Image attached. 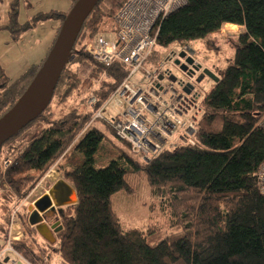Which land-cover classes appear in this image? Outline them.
Segmentation results:
<instances>
[{
	"label": "trees",
	"instance_id": "trees-1",
	"mask_svg": "<svg viewBox=\"0 0 264 264\" xmlns=\"http://www.w3.org/2000/svg\"><path fill=\"white\" fill-rule=\"evenodd\" d=\"M124 1L95 3L47 106L0 145V247L12 201L26 195L73 144L76 158L65 169V177L76 201L61 207V228L52 242L47 241L64 264H264V194L257 185V170L264 162L260 124L264 118V0H185L157 20L156 45L144 63L153 66L162 61V51L172 44L192 46L197 41L212 53L213 59L202 68L212 71L217 81L201 100L194 144L162 150L147 161L116 137L107 123L92 119L127 67L117 60L105 65L86 47L99 34L111 36L113 16ZM21 7L28 8V1L10 0L7 22L0 24L12 40L40 21L63 22L69 11L36 12L19 22ZM224 24L244 27L230 58L220 55L209 36ZM82 60L91 67L90 77L102 72L104 77L89 93L73 97L84 82L78 72ZM39 66H29L13 81L0 66V118L23 94ZM89 94L96 98L92 106L87 104ZM112 144L119 148L116 155L97 162L100 148L112 151ZM6 157L10 162L3 167ZM128 174H144L150 188L154 205L145 228L123 229L112 209V197L128 187ZM162 206L169 213H162ZM27 216L22 217L25 222ZM165 226L169 233L163 232ZM25 238L23 234L14 248L39 264L24 246Z\"/></svg>",
	"mask_w": 264,
	"mask_h": 264
},
{
	"label": "built area",
	"instance_id": "built-area-1",
	"mask_svg": "<svg viewBox=\"0 0 264 264\" xmlns=\"http://www.w3.org/2000/svg\"><path fill=\"white\" fill-rule=\"evenodd\" d=\"M184 3L185 0H125L113 16L115 30L111 36L99 34L86 47L94 59L105 65L117 60L127 67V73L92 119L107 123L116 137L126 141L131 151L144 161L162 150L194 144L193 134L202 99L195 86L186 92L183 78L169 79V65L178 57L180 62L191 57L197 64L196 50L185 43L180 46L182 57L175 54L168 57V62L159 61L153 66L144 63L156 45L154 27L157 20ZM135 74H140L141 78L132 81ZM95 102V96L89 94L87 104L92 106ZM106 106L115 111L110 118L102 116L101 111ZM260 124L264 127V118ZM9 162L8 157L4 158L3 167ZM42 181L43 178L33 189ZM257 185L264 194V162L257 170ZM16 215L17 207H13L11 216ZM16 229L18 236L12 234L10 227L0 247V264H34L14 248L13 243L23 237L19 227Z\"/></svg>",
	"mask_w": 264,
	"mask_h": 264
},
{
	"label": "rangeland",
	"instance_id": "rangeland-1",
	"mask_svg": "<svg viewBox=\"0 0 264 264\" xmlns=\"http://www.w3.org/2000/svg\"><path fill=\"white\" fill-rule=\"evenodd\" d=\"M109 25H111V23ZM243 31L244 27H240L239 25L232 26L225 24V26L223 25L219 31L211 33L209 36L212 37L213 44L221 52L220 55L225 58H230L231 55L234 54L235 48L237 46V37ZM104 35L109 36L106 33H104ZM191 44L196 50L195 59L197 61L199 60V62L201 61V66L203 65L204 67H206L208 65V61L213 59L212 53L207 52L197 41ZM175 54H180V45L178 44H172L167 49H164L162 51L161 59L164 62H168V57ZM72 57L73 56L69 57L68 62L72 60ZM90 71L91 67L85 60L79 62L78 72L84 82L82 85H80L78 90L73 92V97L87 94L100 84L101 80L104 77V73L102 72L98 76L90 77ZM169 71L178 79L183 78L184 80V78H187L185 72H182L175 64L169 65ZM140 78V74H135L131 78V80L135 81L136 79L138 80ZM165 81L166 80H164L163 82ZM193 84L198 88L199 99H202L205 93L211 88L213 80L205 76L199 82H195L194 80ZM175 85L177 84L175 83ZM101 113L104 118H110L114 115L115 111L110 106H106L102 109ZM101 122V119H98L97 123ZM106 141L104 140L105 147H107L106 143H108ZM72 145L73 144L69 145L68 148L51 164V166L43 176V181L36 189H33L35 187L34 185L21 199L12 201L9 222L7 224L6 237L10 230V227L13 232L12 234L18 236V230L16 228L19 227V231H21L26 236V238L23 239L25 241L24 246L29 251L31 257L34 260L38 261L39 264L64 263L60 260L59 254L55 252V248L54 246H52L53 244L47 243V241L40 237L37 232L33 231V228H31L28 222H25L22 217H24L25 213L29 214V212L33 208L32 202L44 192L46 187L51 186V184L59 178L67 181L65 177V169L70 167V165L73 164L76 158V155L73 153ZM118 145L119 147H123V145L121 146V144L119 143ZM111 149L112 151L109 150L107 152L106 149L103 150V148L101 147L97 153L96 161L103 163L109 157L116 155V153L119 151V148H117L115 144H112ZM126 178L128 187L126 188V190L118 192L112 197V209L118 218L120 226L123 229L129 227L145 228L146 224L150 221V207L154 205V202H152L153 198L150 194V188L146 182L144 174H128ZM71 197H73V200L71 201L75 202L76 196L74 195ZM68 199H70V197ZM164 206L162 207L165 211L162 210V213H169L168 208L166 210ZM13 207H17V215L12 218L11 210ZM158 220L161 221L160 219H157L155 220V222H157ZM166 220L167 219L163 214L162 222L164 221V224L167 226ZM1 226H3V223L0 217V228ZM166 226L163 227V232L165 234L169 231Z\"/></svg>",
	"mask_w": 264,
	"mask_h": 264
},
{
	"label": "water",
	"instance_id": "water-1",
	"mask_svg": "<svg viewBox=\"0 0 264 264\" xmlns=\"http://www.w3.org/2000/svg\"><path fill=\"white\" fill-rule=\"evenodd\" d=\"M97 1L76 0L70 7L62 22L58 36L28 87L16 103L0 118V145L47 106L60 71L74 45L81 26ZM179 55L182 57L183 53ZM174 64L182 72H185L187 76L183 80L186 92H189L194 87V80L195 82H199L205 76L214 82L217 81V77L212 71L194 64L191 57H186L183 62H180L177 58L174 60ZM188 65L192 67L188 68ZM175 78V75L171 74L169 76V79L172 81ZM73 195L76 196L75 190L67 181L62 178L55 180L48 191L43 192L32 202L33 208L27 216L28 224L35 228L40 237L52 242L54 237L51 235L50 229H53V232H57L61 228V225L55 222L49 227L44 221V213L47 210L60 212L62 206L73 203V201L68 199Z\"/></svg>",
	"mask_w": 264,
	"mask_h": 264
},
{
	"label": "crops",
	"instance_id": "crops-1",
	"mask_svg": "<svg viewBox=\"0 0 264 264\" xmlns=\"http://www.w3.org/2000/svg\"><path fill=\"white\" fill-rule=\"evenodd\" d=\"M10 0H0V24L7 22L8 4ZM29 7H21L19 22H24L36 12L57 10L67 12L71 0H27ZM60 19L40 21L35 27L24 32L17 40H12L5 29H0V66L10 81L15 80L31 65L43 62L56 35L62 26ZM236 25V24H235ZM225 26V24H224ZM243 27V26H240Z\"/></svg>",
	"mask_w": 264,
	"mask_h": 264
},
{
	"label": "flooded vegetation",
	"instance_id": "flooded-vegetation-1",
	"mask_svg": "<svg viewBox=\"0 0 264 264\" xmlns=\"http://www.w3.org/2000/svg\"><path fill=\"white\" fill-rule=\"evenodd\" d=\"M198 66H201L200 62L197 63ZM202 68V66H201ZM50 188L49 187H46L44 192L45 191H48ZM57 208V206H56ZM61 212V211H60ZM60 212H56V211H50V210H47L45 213H44V221L45 223L50 227L51 224L55 223V222H58V224H60V221H59V217H60ZM50 232H51V235L53 237H55V233L56 232H53V229H50Z\"/></svg>",
	"mask_w": 264,
	"mask_h": 264
},
{
	"label": "bare ground",
	"instance_id": "bare-ground-1",
	"mask_svg": "<svg viewBox=\"0 0 264 264\" xmlns=\"http://www.w3.org/2000/svg\"><path fill=\"white\" fill-rule=\"evenodd\" d=\"M73 196H74V195H73ZM69 200H70V201L73 200V197L70 196V199H69Z\"/></svg>",
	"mask_w": 264,
	"mask_h": 264
}]
</instances>
